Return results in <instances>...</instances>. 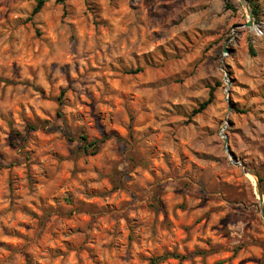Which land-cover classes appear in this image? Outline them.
Listing matches in <instances>:
<instances>
[{"label": "rangeland", "instance_id": "1", "mask_svg": "<svg viewBox=\"0 0 264 264\" xmlns=\"http://www.w3.org/2000/svg\"><path fill=\"white\" fill-rule=\"evenodd\" d=\"M230 1L0 0V264H264V0Z\"/></svg>", "mask_w": 264, "mask_h": 264}, {"label": "trees", "instance_id": "2", "mask_svg": "<svg viewBox=\"0 0 264 264\" xmlns=\"http://www.w3.org/2000/svg\"><path fill=\"white\" fill-rule=\"evenodd\" d=\"M34 1H35V5H34V7H33V9H32L31 17H32L33 15H36L37 13H39V12L42 10V8L44 7V5H45L49 0H34ZM56 1H59V2H65L66 0H56ZM224 2H225V5H226L227 8H232V3H231L230 0H224ZM253 10H254L255 15H257V10H256V7H255L254 5H253ZM249 50L251 51V53H252L253 55L256 54V50H255L254 45H253V42H252L251 40H250V42H249ZM141 70H142L141 68H137V69H135V70H132V72L135 73V72H139V71H141ZM207 104H208L207 101L204 102V103H202V104L200 105L199 108H197V109L194 110V112L196 113V112L201 111L202 109L205 108V106H206ZM239 111H241V110H239ZM81 138H82L83 140H86V137H85V136H81ZM100 142H101V141H98V140L91 141V142H89V143L85 146V149H87L88 146H95V149H97V147H98V143H100ZM168 255H173V256H175V257H178V254H176V253H174V252H173V253H167L166 255H163V256L152 257V258L150 259V264H156V263L160 262L161 260L165 259V257L168 256Z\"/></svg>", "mask_w": 264, "mask_h": 264}, {"label": "water", "instance_id": "3", "mask_svg": "<svg viewBox=\"0 0 264 264\" xmlns=\"http://www.w3.org/2000/svg\"><path fill=\"white\" fill-rule=\"evenodd\" d=\"M247 7H248V20L246 23L242 24V25H245V26H253L254 25V12L252 10V8L250 7V5L247 4ZM224 51H227V48L225 47L224 48ZM231 84V82L227 83V91H228V88H229V85ZM227 123H229V121H227ZM224 148L231 154L232 156V159L238 163V164H242L243 165V162L240 161L237 156H235L233 153H232V150H231V147H230V144H229V138L227 135L224 136ZM262 214L264 216V211L262 209Z\"/></svg>", "mask_w": 264, "mask_h": 264}, {"label": "bare ground", "instance_id": "4", "mask_svg": "<svg viewBox=\"0 0 264 264\" xmlns=\"http://www.w3.org/2000/svg\"><path fill=\"white\" fill-rule=\"evenodd\" d=\"M253 28H257V26L256 25H254L253 26ZM226 81L228 82L229 80L228 79H226ZM222 134L224 135V132L222 131ZM225 136V135H224Z\"/></svg>", "mask_w": 264, "mask_h": 264}, {"label": "built area", "instance_id": "5", "mask_svg": "<svg viewBox=\"0 0 264 264\" xmlns=\"http://www.w3.org/2000/svg\"><path fill=\"white\" fill-rule=\"evenodd\" d=\"M221 131H222V129H221ZM222 136V135H221ZM223 138H224V136H222Z\"/></svg>", "mask_w": 264, "mask_h": 264}]
</instances>
